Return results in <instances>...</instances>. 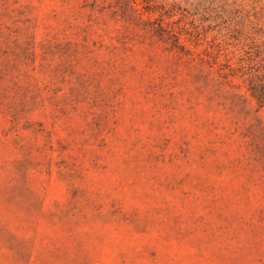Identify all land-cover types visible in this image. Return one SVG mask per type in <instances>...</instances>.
Masks as SVG:
<instances>
[{
    "label": "rangeland",
    "instance_id": "obj_1",
    "mask_svg": "<svg viewBox=\"0 0 264 264\" xmlns=\"http://www.w3.org/2000/svg\"><path fill=\"white\" fill-rule=\"evenodd\" d=\"M164 8L0 0V264H264V57Z\"/></svg>",
    "mask_w": 264,
    "mask_h": 264
},
{
    "label": "trees",
    "instance_id": "obj_2",
    "mask_svg": "<svg viewBox=\"0 0 264 264\" xmlns=\"http://www.w3.org/2000/svg\"><path fill=\"white\" fill-rule=\"evenodd\" d=\"M179 1L164 0V10L171 13L179 7L187 15L199 18L196 21L208 29L223 30L225 40L249 46L259 57H264V0H255L249 8L234 0H186L188 6L184 8ZM253 97L264 109V95L253 90Z\"/></svg>",
    "mask_w": 264,
    "mask_h": 264
}]
</instances>
